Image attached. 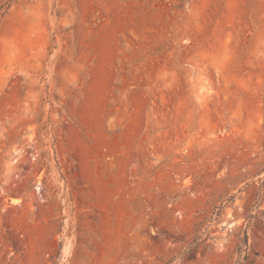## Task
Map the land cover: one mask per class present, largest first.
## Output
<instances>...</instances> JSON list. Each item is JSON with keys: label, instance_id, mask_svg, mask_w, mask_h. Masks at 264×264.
<instances>
[{"label": "rangeland", "instance_id": "rangeland-1", "mask_svg": "<svg viewBox=\"0 0 264 264\" xmlns=\"http://www.w3.org/2000/svg\"><path fill=\"white\" fill-rule=\"evenodd\" d=\"M0 264H264V0H0Z\"/></svg>", "mask_w": 264, "mask_h": 264}]
</instances>
